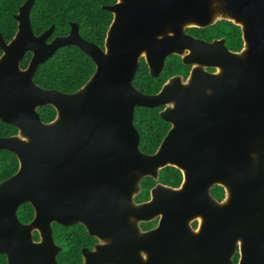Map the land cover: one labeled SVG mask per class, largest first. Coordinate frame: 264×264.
I'll return each instance as SVG.
<instances>
[{"label": "water", "instance_id": "water-1", "mask_svg": "<svg viewBox=\"0 0 264 264\" xmlns=\"http://www.w3.org/2000/svg\"><path fill=\"white\" fill-rule=\"evenodd\" d=\"M35 1L26 0L19 8L12 40L6 42L0 33V119L18 130L0 137V149L12 152L19 161L18 171L0 183V255L7 257L8 264H58L61 248L54 241L52 227L58 222L82 223L101 240L94 250H83L84 264H233L238 240L239 264H264V237L250 229L238 235L225 229L234 209L251 222L255 207L264 206V147L255 149L260 153L254 156L259 161L255 171L249 154L250 136H262L258 129L263 125L255 123V131L252 128L250 107L264 104V74L254 84L247 64L252 48L259 46L254 36L264 41V0H117L103 6L114 15L104 48L85 40L76 23L69 35L51 42L48 38L54 27L36 35L31 20ZM220 19L242 27V52L230 51L224 42L207 44L186 33L189 27L205 28ZM70 45L81 48L95 62L89 80L73 93L38 86L34 82L38 67ZM28 52L33 57L22 68ZM173 55L193 66L186 81L182 76L172 77L155 95L134 86L142 57L151 76L157 78ZM207 60L219 72H206ZM44 106L56 110L50 122H44L38 112ZM138 106H166L160 117L171 128L153 155L139 148L134 124ZM206 135L217 138L213 163L203 153L210 143ZM167 166L183 172L181 187L158 184L152 190V202L136 207L133 199L142 179L157 180ZM217 182L227 191L224 228L217 235L218 240L222 238L221 250L199 253L196 259L175 251L156 254L154 241L160 232L143 234L137 221L154 216L156 208H165V218L172 219L163 221L162 229L170 220L181 222L189 241V216L194 207L199 214L201 207L216 206L209 189ZM258 187L262 193L257 196ZM27 202L35 214L25 224L17 212ZM208 214L206 210L200 214L207 226L214 220ZM35 230L40 241L33 238ZM202 232L192 233L191 238H199ZM206 256H210L208 262Z\"/></svg>", "mask_w": 264, "mask_h": 264}, {"label": "trees", "instance_id": "trees-1", "mask_svg": "<svg viewBox=\"0 0 264 264\" xmlns=\"http://www.w3.org/2000/svg\"><path fill=\"white\" fill-rule=\"evenodd\" d=\"M26 0H0V33L6 42L13 39L18 29L15 15ZM116 0H36L32 12V25L37 35H41L53 25L56 36H64L70 32L71 23L79 25L81 36L91 42L104 46L108 29L113 20V13L103 8ZM2 53L0 49V54ZM1 56V55H0ZM32 52H28L21 61V67L26 68ZM96 69L93 59L76 45L60 48L56 54L41 64L35 75L34 82L42 87L54 89L63 93H72L83 86ZM189 68L179 57H172L166 64L163 74L153 78L144 58L141 67L134 77V86L142 93L155 95L170 78L176 75H187ZM161 107L148 109L136 107L134 124L140 134V150L153 153L159 147L166 135L169 124L159 116ZM41 119L50 122L56 116L52 106L38 109ZM17 133V129L0 119V137H8ZM19 168V161L15 154L0 149V183L14 175ZM180 172L172 167H166L160 172V183L176 187L180 183ZM154 185L151 178L142 182V197L147 198L149 189ZM141 198V199H143ZM34 216L33 207L29 203L23 204L18 210V217L23 223H28ZM54 226V237L63 251L58 256L60 264H82L81 248L90 245L91 236L81 224ZM38 238V234L35 233ZM0 264H7L4 255H0Z\"/></svg>", "mask_w": 264, "mask_h": 264}, {"label": "flooded vegetation", "instance_id": "flooded-vegetation-1", "mask_svg": "<svg viewBox=\"0 0 264 264\" xmlns=\"http://www.w3.org/2000/svg\"><path fill=\"white\" fill-rule=\"evenodd\" d=\"M113 4H110V5H113ZM113 17H114V15H113ZM73 23H75V22L71 23L70 32L72 30V24ZM52 27H54V25ZM54 29H55V27H54ZM70 32L67 35H69ZM53 33H54V30H53ZM53 33L48 38V42H51L53 39H55L57 37H65V36H67V35L56 36L52 40H50V38L52 37ZM79 33H80V28H79ZM186 33L188 35H190L191 37H193V38H195L197 40L203 41V42H205L207 44L224 42V45L227 47V49H229L230 51L235 52V53H240V52H242L245 49V40H244V33H243V30H242V27L237 25V24H235L234 22L226 20V19H220V20L216 21L215 24H213L211 26H208V27H205V28L189 27V28L186 29ZM254 41L256 43L258 42L259 46L252 48L251 53L248 56L247 64H248V68H249L248 69L249 73L253 76V83L256 84V83H260L261 82V79L259 78V76L261 74H264V55L262 54L263 51H264V49H262L264 41L260 42V41L256 40L255 36H254ZM97 45H99V44H97ZM100 47L104 48L105 47V43H104V46H100ZM222 47H223L222 45L219 47V49L217 50V53L222 50ZM32 57H33V53H32ZM172 57H179L181 59V61L183 62V60H182V58L180 56L173 55V56H171V57H169L167 59L166 64L169 61V59L172 58ZM142 58H144V57H142ZM207 58H208V60H212L213 57L211 55H209V56H207ZM208 60L206 61L207 62L205 64L206 66L203 67L204 70L206 72L212 73V74L219 72V69L217 67H212V66L209 65ZM187 67L189 68V72H188L187 75H176V76H182L184 78V81H186L189 78V76L191 74V71L193 70V66H187ZM165 68H166V66H165ZM173 77H175V76H173ZM218 106L222 107V104H218ZM160 107H161V109L159 111V116H160V112L163 111L166 108V106H160ZM255 107H263V110H264V104L262 106H260V105H256L255 106V103H252L251 107H250L252 109V111L250 112V115L252 116L251 124H252L253 130L255 131V127H254L255 123H257L258 125H263V127L261 129H258L259 132H262V136L255 137L254 134H253L249 138V140L251 142V145H250L251 151L249 152V154H251V156H252L251 157L252 158L251 165H252L253 171H255L256 163H259V161H256L255 157H254V156H257L256 154L259 153V151H256L255 149L256 148L261 149L262 147H264V112H263V110H261V111L254 110ZM157 108H159V107H157ZM157 108H155V109H157ZM235 108H238V106H236ZM221 116H222V113L219 114V118L220 119H221ZM234 120L237 121V119H234ZM169 126L170 127H169L168 131L171 128L170 124H169ZM212 126H214V125H212ZM168 131H167V133H168ZM205 131H207V132L209 131L207 129V127H205ZM210 131L211 132L214 131V128L212 127L210 129ZM17 133H18V130H17ZM17 133H15V134H17ZM15 134H13V135H15ZM10 136H12V135H10ZM139 136H140V134H139ZM165 136H164V138H165ZM163 139H162V141H163ZM204 139H205V141H210V143H207V145L204 146L203 153H204L205 156L209 157V163H213V160L217 157V153H218V144L216 142L217 138H214L213 135H206V136H204ZM162 141H161V143H162ZM213 141H215V142H213ZM139 148H140V144H139ZM158 148H157V150H158ZM156 151L153 152V153H144L142 151L141 152L146 154V155H153V154L156 153ZM167 167L175 168L173 166H167ZM163 169H161V170H163ZM175 169H177V168H175ZM161 170L159 171V177H158L157 180H155L152 177H146V178H151L154 181V185L149 189V194H148L147 198H143L142 197V182H143V180L145 178L142 179V181L140 183V191L138 192L137 195H135V197L133 199L134 205L136 207H141L143 205H147L148 203L152 202V190L158 184L167 186L165 184L160 183V181H159ZM177 170L181 174L180 183L176 187H173V186H167V187H170V188H173V189H178L183 184V182H184V174L179 169H177ZM261 190H262V188L258 187V191L255 192L257 194V196L262 193ZM209 193H210L212 199L217 204H216L215 207H207V208L201 207V210H202V212H205V210H206L209 213L208 216H210V217L214 216V220L211 221V223L207 226V220L205 219L204 215H200L202 212H199V214H195V211L197 212V208H195V207H194V212L189 216V220L187 219L188 220V225H189V228H190L189 232H192L193 234H196L197 232L201 233L202 231H200V230L204 229V231L201 234L202 236H200L199 238L192 239L191 235H193V234L188 232L189 233L188 234L189 241H188L186 239L187 233H185V232H183L181 230L182 226H183L182 223L181 222H175L174 220L168 221L166 223V226L162 229L163 221L168 220V219H172V216L168 217L167 219L165 218V215H164V212L166 211L165 208H158V209L156 208L154 216L149 217V218H147L145 220H138L137 221L138 222L139 231L141 233H143V234L144 233H149V232H156V231L160 232L159 236L154 241V246H155L154 247V252L156 254L169 253V252L175 251V252H178V253H189L193 259H196L197 254H199V253H203V254H208L209 255V254L213 253L214 251L217 252L218 250H221L222 238L220 240H218L217 235L218 234L222 235L223 228H224V225H223V213L226 212V210L223 209V204L226 203L227 191H226L225 187L222 186L221 183L217 182L216 184L211 185V187L209 189ZM141 198H143V199H141ZM237 202H238V200H237ZM253 202H254V200H253ZM22 205H20V207ZM263 207L260 206V205L255 207L254 214L250 217L251 222L249 221V217H245L244 215L243 216L237 215V213L239 212L238 208L234 209L235 215L231 214V216H229L228 222L225 225V229L228 231V233L235 234V235H238L239 231H242V229H248V230L250 229V232L252 234H257L260 237H264V214H261V211H264ZM19 208H18V210H19ZM33 210H34V208H33ZM17 214H18V212H17ZM34 214H35V210H34ZM33 218H34V216H33ZM33 218H32V220H33ZM30 222H28V223H30ZM28 223H25V224H28ZM54 223H57V224H60V225H63V224L58 223V222H53L52 223L53 238H54L55 243L61 248V251L59 252V254H60L63 251V247L60 244H58L56 242V240H55V237H54V226H53ZM76 224L83 225L85 227L87 233L89 234V236H91V238H92V242H91L90 245L83 246L81 248L82 264H84V253H83V250L84 249L94 250L96 245L101 243V240L98 237L91 235L84 224H82V223H74L72 225H76ZM72 225H69V226H72ZM63 226H67V225H63ZM69 226H67V227H69ZM213 229L215 230V232L212 234ZM176 232L178 233V236L174 237L176 235L175 234ZM35 233L38 234V238L35 237ZM253 236H255V235H253ZM33 238H34L35 241H40V239H41L40 238V233L37 230L33 231ZM186 244H189L188 248H185ZM252 250H254V247L252 248ZM59 254L57 255L58 264H60L59 261H58ZM214 258L216 259V263H217V261H218L217 255H215ZM6 259H7V257H6ZM204 259H205L206 262H208V259H210V256H206ZM240 259H241V242L238 240L236 242V248H235L234 256H233V259H232L233 260V264H239L240 263ZM7 264H8V260H7Z\"/></svg>", "mask_w": 264, "mask_h": 264}]
</instances>
